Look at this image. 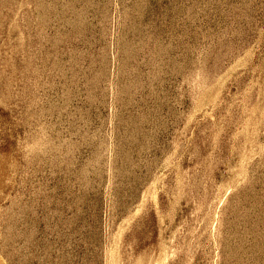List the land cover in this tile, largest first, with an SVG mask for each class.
Instances as JSON below:
<instances>
[{
	"label": "rangeland",
	"instance_id": "rangeland-1",
	"mask_svg": "<svg viewBox=\"0 0 264 264\" xmlns=\"http://www.w3.org/2000/svg\"><path fill=\"white\" fill-rule=\"evenodd\" d=\"M0 264H264V0H0Z\"/></svg>",
	"mask_w": 264,
	"mask_h": 264
}]
</instances>
